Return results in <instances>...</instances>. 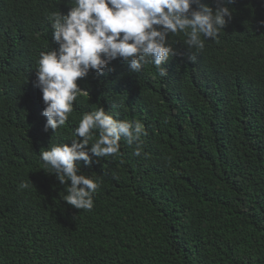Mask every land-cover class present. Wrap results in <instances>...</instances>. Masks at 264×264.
I'll list each match as a JSON object with an SVG mask.
<instances>
[{"label":"trees","instance_id":"16d2710c","mask_svg":"<svg viewBox=\"0 0 264 264\" xmlns=\"http://www.w3.org/2000/svg\"><path fill=\"white\" fill-rule=\"evenodd\" d=\"M237 1L257 7L256 25L245 8L199 53L170 35L187 61L171 82L151 63L90 71L55 133L36 67L57 47L47 17L71 0H0V264H264V0ZM110 103L143 121L141 155L122 138L115 156L78 161L99 187L77 210L39 153L70 146L83 114Z\"/></svg>","mask_w":264,"mask_h":264},{"label":"clouds","instance_id":"9594fccd","mask_svg":"<svg viewBox=\"0 0 264 264\" xmlns=\"http://www.w3.org/2000/svg\"><path fill=\"white\" fill-rule=\"evenodd\" d=\"M242 2L215 0L213 8L201 0H71L66 14L53 12L47 17L57 47L41 52L37 61L35 86L46 105L42 112L47 118L44 130L56 133L65 126L77 97L88 94L77 83L79 79L90 71L103 74L117 59L136 73L151 63L150 72L171 82L178 63L187 61L176 57L169 36L183 33L187 37L184 45L199 53L205 48L204 39L216 41L222 30L230 33L245 8L257 24V7ZM195 59V55L189 56L190 61ZM142 122L122 114L116 104L102 105L83 114L70 146L50 143L40 151L44 171L65 186L62 199L67 205L90 211L99 187L93 178L81 173L77 162L91 165L93 157L115 156L122 138L129 145L136 143L134 154L140 156L141 138L147 135ZM94 135L97 138L93 141ZM29 186L21 182L18 188Z\"/></svg>","mask_w":264,"mask_h":264}]
</instances>
